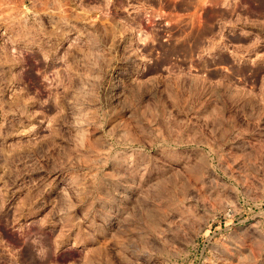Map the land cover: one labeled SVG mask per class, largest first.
Segmentation results:
<instances>
[{
	"label": "rangeland",
	"instance_id": "374dc122",
	"mask_svg": "<svg viewBox=\"0 0 264 264\" xmlns=\"http://www.w3.org/2000/svg\"><path fill=\"white\" fill-rule=\"evenodd\" d=\"M2 258L264 264V0H0Z\"/></svg>",
	"mask_w": 264,
	"mask_h": 264
},
{
	"label": "flooded vegetation",
	"instance_id": "af4514ba",
	"mask_svg": "<svg viewBox=\"0 0 264 264\" xmlns=\"http://www.w3.org/2000/svg\"><path fill=\"white\" fill-rule=\"evenodd\" d=\"M237 10H238V11H237ZM241 13H243V9H242V8H240V9L229 8V9H227V11H220L219 8H214V9H213V12H211V11H209V10H208V12H207L208 15L211 14V15H213V16L216 17V18H215V22H216V23H217V21L219 20L218 16H219L220 14L236 15V14H241ZM216 25H217V24H216ZM217 27H218V26H217ZM217 27H216V29H217ZM23 255H24L23 259L26 260V255H25V254H23ZM0 263H3V264H12L11 261L9 260V258H2V259L0 260Z\"/></svg>",
	"mask_w": 264,
	"mask_h": 264
},
{
	"label": "bare ground",
	"instance_id": "6f19581e",
	"mask_svg": "<svg viewBox=\"0 0 264 264\" xmlns=\"http://www.w3.org/2000/svg\"><path fill=\"white\" fill-rule=\"evenodd\" d=\"M190 5V4H189ZM192 40V39H191ZM178 48V47H177Z\"/></svg>",
	"mask_w": 264,
	"mask_h": 264
}]
</instances>
